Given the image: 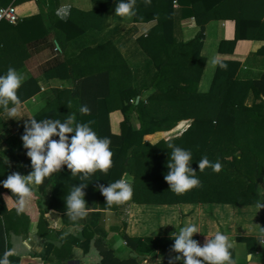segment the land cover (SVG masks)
Returning <instances> with one entry per match:
<instances>
[{"label":"trees","instance_id":"16d2710c","mask_svg":"<svg viewBox=\"0 0 264 264\" xmlns=\"http://www.w3.org/2000/svg\"><path fill=\"white\" fill-rule=\"evenodd\" d=\"M174 1L181 3L184 14L193 16L200 27L195 37L187 42L177 40L174 36ZM185 1L186 5L183 4ZM47 2L53 4L54 0ZM47 2L44 5L47 6ZM114 2L119 3L120 0ZM196 2H201L203 6L195 5ZM70 11V7L63 8L62 11L47 9L46 15L56 17L57 23L63 28L68 20L65 14H69ZM209 11L216 20L227 19L235 23L233 40L220 42L219 53H231L239 40L264 41V0H151L150 4H145L144 0H136L135 22L142 20L141 17L149 13L156 16V25L146 33V36L137 38L138 45L152 61L156 70V76L146 90V95L140 96L136 105L131 104V99L141 93L129 86L130 71L123 64L117 69L114 86L111 73L107 69L104 70L103 74L98 75V80L102 75L103 82V87L98 89L100 96L96 98V92L90 91L93 90L90 87L88 91L90 94H87L89 102L78 103L77 107L72 109L77 123H87L99 137L110 138L114 158L104 186L121 178L130 177L133 196L125 203L126 206L187 203L261 204L256 188L264 174V46L250 54L243 63L219 61L209 90L200 93L198 84L205 64V58L200 52L204 41L205 23L199 19ZM1 24L8 25L5 22ZM100 47L106 49L109 45ZM96 51L83 50L69 63L79 62ZM253 69L257 72H253ZM95 76L96 74L83 78L82 82L75 85V90L79 86L84 87L92 83L96 86ZM38 92L36 81L27 79L22 82L17 95L20 103H23ZM249 92H252L254 97L251 106L245 104ZM64 93L66 92H60L59 95L62 96ZM61 96L56 99V103L52 102L33 118L37 121L53 119L63 122L65 116L64 110L61 109ZM83 105H87L91 110L89 114L80 113V107ZM12 106L9 104V108ZM117 109L123 120L120 124V134L112 135L109 132L108 115ZM4 111L5 109L0 106V114ZM134 117L139 122L137 129L132 127L131 119ZM24 125L19 129L21 136L24 133ZM177 127H179L177 135L170 134L153 143L145 140L148 135L169 132ZM169 142L191 152L190 167L197 171L195 175L201 182L200 187L182 195H176L168 190L169 186L164 176L169 171L167 168L171 152L168 148ZM204 156L213 163L219 161L222 170L215 173L211 168H206L200 172L198 161ZM11 173L12 166L4 162L0 156V181L5 180ZM81 183L87 184L72 177L66 166L52 174L47 182V185L52 186L48 207L64 214V198L74 185ZM98 189L92 184H87L83 189L86 206L111 212L116 216L117 206L109 208ZM8 200L12 204L10 206L12 209L8 208ZM30 201L33 202L31 196L27 198L25 207ZM17 207V197L0 184V256L7 250L5 241L7 226L29 223L23 212L17 213ZM260 220L264 229L263 207L260 208ZM41 221L40 218L38 226ZM89 236L92 238V234ZM120 237L126 248L137 257H119L102 235L93 241V247L100 257L98 264H140L138 258L153 259L159 253L172 252L171 246L174 243L173 237L131 238L124 233ZM192 238L201 246L206 240ZM237 240L249 242L252 239L242 237ZM230 251L233 259V249Z\"/></svg>","mask_w":264,"mask_h":264},{"label":"crops","instance_id":"0c3cea01","mask_svg":"<svg viewBox=\"0 0 264 264\" xmlns=\"http://www.w3.org/2000/svg\"><path fill=\"white\" fill-rule=\"evenodd\" d=\"M46 2L47 0H0L2 6L14 5L19 16V22L15 25H0V75H5L11 67L22 74L24 80L34 79L39 87L36 95L17 106L18 113L14 118H9L6 111L0 114L1 159L12 166L13 172L21 175H27L32 169L19 129L52 102L56 103V99L61 96L60 92H66L61 96V109L64 110L66 119L67 116L74 115L72 109L78 103L89 102L87 94H90V87L93 89L90 91L96 92V98L100 96L98 89L103 87V82L102 75L99 76L100 80L98 75L103 74L106 69L112 75L113 86L118 68L124 64L130 71L128 84L132 90L141 93L131 99L133 105L138 103L140 96L146 95V90L156 76L152 61L137 43V38L146 36L156 25L153 13L144 15L142 20L135 22L134 15L130 18L115 15L117 3L114 0H54L53 4L47 2V6L44 5ZM183 4L186 5V1ZM194 4L203 6L201 2ZM67 7L71 11L65 14L68 20L63 28L57 23L56 17L46 15L47 9L62 11ZM183 10L181 3L173 2L174 36L177 40L187 42L195 37L200 27L196 19L185 15ZM212 15L209 11L199 19L205 23L200 52L205 58V64L198 84L200 93L209 90L219 61L243 63L250 54L264 46V41L239 40L231 53H219L220 42L233 40L235 23L227 19L216 20ZM105 44L109 48L100 47ZM87 49L97 51L90 56L86 55L88 57L79 62L69 63ZM253 72L257 71L253 69ZM94 74L96 86L92 83L75 90V85L82 82L83 78ZM253 101V94L249 92L245 104L251 106ZM108 117L110 134H120L123 120L120 111H112ZM131 120L132 127L137 129L139 122L135 117ZM179 127L169 132L153 133L146 139L177 135ZM110 148L114 153L112 145ZM113 158L114 155L112 160ZM107 175L97 172L89 180H81L79 176L76 178L99 188L100 185L104 186ZM49 179L50 176L42 185L32 186L33 202L30 201L23 210L29 223L7 226L6 248L14 251V255L9 257L11 264H98L100 257L93 247V241L102 235L115 253L124 258L131 252L120 237L122 233L131 238L173 237L181 227L189 223L195 224L200 232L193 237L212 238L216 232L226 235L232 245L235 264H264V244L261 243L264 229L258 205L132 204L126 210V226H118L115 222L112 226H80L81 222L77 223L65 213H58L48 207L52 191V186L47 185ZM256 192L259 202L264 204V174ZM8 202V208L12 209L11 202ZM89 209L92 210L91 207ZM104 212L105 215L111 213ZM40 218L42 223L38 226ZM90 234L92 238H89ZM242 237L252 240H237ZM174 256L173 251L159 253L151 259V264H169L170 257ZM176 264H182V261H176Z\"/></svg>","mask_w":264,"mask_h":264},{"label":"clouds","instance_id":"9594fccd","mask_svg":"<svg viewBox=\"0 0 264 264\" xmlns=\"http://www.w3.org/2000/svg\"><path fill=\"white\" fill-rule=\"evenodd\" d=\"M144 2L150 4L151 0ZM135 6L136 0H120L115 6L114 13L117 17L130 18L135 14ZM23 80V75L11 67L5 75H0V106L5 109L9 118H14L18 113L20 99L17 92ZM9 104L13 107L9 108ZM79 111L87 115L91 110L87 105H83ZM20 139L23 148L27 150L26 156L30 159L32 170L27 175L13 172L5 180L0 181L5 189L17 197L18 214L23 212L27 198L32 195V186L42 185L46 178L59 172L63 167L66 166L70 170L72 177L79 176L81 180H89L97 172L107 175L113 165L114 153L110 148V138L99 137L87 123H77L74 115L67 116L63 122L53 119L27 120ZM168 148L171 149L167 163L169 171L164 176L169 186L168 190L176 195H182L200 187L201 182L195 175L197 171L190 167L191 152L171 142L168 143ZM206 168L219 173L222 165L219 161L213 163L204 156L198 161V169L203 172ZM86 186L84 183L74 185L64 198L65 214L73 221L88 215L83 191ZM98 190L109 208L123 205L133 196L131 184L125 178L116 180L106 187L100 185ZM258 207L260 209L264 204ZM196 233H200L198 227L189 223L173 236L171 251L177 255L170 257L169 264H176V261H182V264H235L230 251L232 245L226 235L216 232L212 238H206L201 246L192 238ZM12 255L13 250L5 251L0 256V264H11L9 257Z\"/></svg>","mask_w":264,"mask_h":264},{"label":"rangeland","instance_id":"374dc122","mask_svg":"<svg viewBox=\"0 0 264 264\" xmlns=\"http://www.w3.org/2000/svg\"><path fill=\"white\" fill-rule=\"evenodd\" d=\"M159 139L160 138L158 136L155 139H149L148 138L145 140L150 142V143H153ZM124 178L127 179L128 181L131 180L130 177L129 178L124 177ZM130 205H132V204H130ZM130 205H128V206H130ZM128 206H126L125 204L117 206L118 214L116 216L112 215L111 213H109L108 215H105L106 213L104 211H100L97 208H95V209L91 208L92 210H90L89 206H88V209H89L88 215L85 218H83L82 220L78 219L75 222H77V223L81 222L79 224L80 226H93V225H96L97 222H98V226H112L113 222H115L118 226H126V224H127L126 210L128 209Z\"/></svg>","mask_w":264,"mask_h":264},{"label":"built area","instance_id":"2783aa9c","mask_svg":"<svg viewBox=\"0 0 264 264\" xmlns=\"http://www.w3.org/2000/svg\"><path fill=\"white\" fill-rule=\"evenodd\" d=\"M2 22L8 23L10 25H15L19 22V16L14 5H0V24ZM261 243L264 244V238L261 240ZM151 262V259L146 257L141 259L140 264H151Z\"/></svg>","mask_w":264,"mask_h":264},{"label":"water","instance_id":"95a60500","mask_svg":"<svg viewBox=\"0 0 264 264\" xmlns=\"http://www.w3.org/2000/svg\"><path fill=\"white\" fill-rule=\"evenodd\" d=\"M129 257H133V258H136L137 256L134 254V253H130L129 254ZM142 258H138V261H141Z\"/></svg>","mask_w":264,"mask_h":264}]
</instances>
